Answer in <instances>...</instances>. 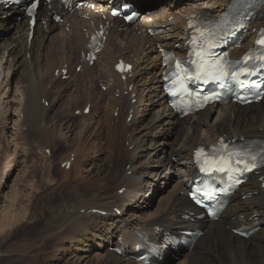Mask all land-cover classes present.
<instances>
[{
    "label": "bare ground",
    "instance_id": "bare-ground-1",
    "mask_svg": "<svg viewBox=\"0 0 264 264\" xmlns=\"http://www.w3.org/2000/svg\"><path fill=\"white\" fill-rule=\"evenodd\" d=\"M78 1L80 0H70V4L74 7ZM116 1L118 0H94V10L82 7L81 12L74 15L56 2L43 6L39 10V23L32 42L28 40L29 20L25 12L15 5L8 9L0 6V127L4 128V132L5 129L18 130L19 134L22 132L19 138L24 136L22 139L26 138L31 144H36L43 155L47 149H51L50 156H53L55 151H60L65 146L56 131L62 119L63 112L59 111V104L64 100V94L70 89V100L86 99L83 108H74L71 113L84 111L90 104L89 101L94 100L92 68L82 60V54L86 53L88 45L84 30H92L93 24L97 28L104 24L103 17H108L106 10ZM131 1L141 11H148V16L133 26H125L119 20H113L105 48L97 61L100 64L98 68L101 83L108 87V91L107 94H102L103 97L100 96V100L93 101L94 109L98 113L110 111L108 117L118 111V116L110 117L109 126L106 127L107 137L113 135L111 141L106 143L108 154L91 158L84 151L86 148L76 146L75 143L71 144L72 152H66L69 156L65 157L63 154L65 160L62 158L61 164L71 161V154H74L70 172L83 160L90 162L92 166L85 174L78 172L80 175L74 177L77 181L72 186L75 201L52 205L53 203L31 199L30 197L34 198L31 196L32 192L29 195L26 193L30 196L26 200L27 198H21L22 195L17 192L18 184L14 181L16 186L13 187L18 190L12 189L13 191L7 193L5 206L0 208V235L6 236L5 241L10 242L12 230L19 225H32L40 220H44L45 224L34 235L25 236L24 242L4 251L0 250V264H48L56 254L59 255L62 250L69 252L70 249L77 258H72L68 263L65 261L67 264H141L133 257L137 255V249L142 242H151L157 247L159 256L165 257L163 264H264V226L249 240L233 233L234 228L264 222V192L257 177H252L241 188L219 221L206 222L193 219V216L186 218L190 212L199 213L188 200L186 189L187 181L194 175L196 153L199 150L204 152L221 138H264V99L260 104L244 108L235 104L211 107L195 116L181 119L168 107L163 90L165 68L159 48H174L177 43L183 45L184 26L191 15L213 12L219 14L233 0H187L185 3L177 0V10L174 9V0L170 3L166 0ZM53 12L62 14L64 24L56 23L52 19ZM85 16L90 19H84ZM67 26L70 28L69 32L66 31ZM253 27L257 32L264 27V6L256 10ZM151 28L161 32L152 35L147 31ZM121 29L125 31L122 32ZM257 32L247 35L243 48L236 52L238 55L245 51L247 45L252 44ZM51 46H55L54 49H49ZM119 59L134 66L132 75L125 81L114 70ZM65 65L70 78L62 81ZM79 65H82V71L77 73L76 68ZM5 73L7 75L3 78ZM11 73L13 78L19 77L18 80L23 83L20 88L17 86L14 90L12 81L8 84ZM10 91L11 95L8 94ZM106 95L108 97L104 98ZM145 96L149 97L148 104H151L148 114H143L141 110ZM133 100L136 102L133 103ZM66 115H69L68 111ZM93 115H83L86 124L82 134L93 130L95 123L97 127L94 128V133L99 128L100 121L90 120ZM141 117L144 120L139 123ZM47 125H50L51 130ZM24 127L25 130L27 128L25 133L22 131ZM68 130L71 131V128ZM82 134L79 133V139L83 138ZM122 143V148L117 152V145ZM18 148L19 145L16 149L20 152L22 148ZM17 154L15 155L18 156ZM48 157L46 154V159L43 158L47 161ZM121 159L125 165L122 163L124 167L115 172ZM36 162L38 161L33 163ZM43 168L41 171L45 169ZM44 171L48 173L47 169ZM63 173L67 178L69 173L65 169ZM21 177H17L19 181L23 180ZM41 177L43 180V176ZM45 178L49 180V177ZM50 179L53 180L51 177ZM121 190L124 191L120 193ZM41 192L39 191L40 195ZM148 192L152 193V203H149L150 199H146ZM249 194L252 196L248 197ZM155 202L156 206L153 205ZM115 209L121 212L120 215ZM96 210L105 212V215L95 213ZM39 212L45 213L39 215ZM186 228H200L204 234L192 251L174 250L173 258H170L168 253L162 251L170 243L169 235L182 237L180 232ZM111 246L120 248L122 255L109 252Z\"/></svg>",
    "mask_w": 264,
    "mask_h": 264
},
{
    "label": "rangeland",
    "instance_id": "rangeland-1",
    "mask_svg": "<svg viewBox=\"0 0 264 264\" xmlns=\"http://www.w3.org/2000/svg\"><path fill=\"white\" fill-rule=\"evenodd\" d=\"M140 33L139 34H141V31H139ZM54 47L55 46H51V47H49V49H54ZM40 55H41V53H39ZM99 65H97V66H94V67H92V82H93V88H94V94L92 95L93 97H94V100H91V101H89V103H90V105L92 106V110H91V112H90V114L89 115H91V114H94L93 116V118L92 119H90V120H92V121H94V122H101L100 123V125H99V128L95 131V133H94V128L96 129V127H97V124L95 123L94 124V126H93V130H91L90 132H88L87 134H82L83 133V130H84V124H86L84 121H85V119L83 118V114H81V115H79V114H77V111L75 112V113H71V111H74L76 108H83V106H84V104H85V102H86V99L85 98H74V101H76L75 103H74V101H73V99H71L70 100V98H71V95H72V90H70V89H68V91H67V93H65L64 95H65V98H64V100H62L61 102H60V104L59 105H61L60 106V108H59V111H62L63 113H61V118L62 119H60V122L58 123V127L56 128V131L59 133V136H61L60 138V141L62 142L63 141V144L62 145H65V146H62V149L60 150V151H55L54 152V154H53V156H50V155H48L49 157H48V159H47V161L45 160L46 158H45V155H46V153H45V155H43V152H41L42 150H39V148H38V146L36 145V144H34V143H32L31 144V142H29V140L28 139H22V137L24 138V136H21V138H19V136L21 135V133L19 134V131L18 130H15V131H13V130H6L5 129V132H4V128H1L0 127V208H3V206H5V204H4V202H5V200H6V196L11 192V191H13L12 189H15V187H13V185H15L16 186V184L14 183V181H16V183L18 184L17 185V188L19 189H15V190H18L17 192L19 193V195L21 196V198L23 197L24 199H26V200H29L28 199V197H30V196H28L29 195V192H32L31 194V196H33L34 198H32V197H30L31 199H34V200H39V201H41V202H46V203H50V204H52V205H61L62 203H64V202H69V200L70 201H75V195H74V192H73V187L72 186H75L76 185V183H77V181L74 179V177H76V176H78V175H80L78 172H80L81 173V175H83V174H85V172H87L89 169H90V167H92V166H90L91 164H90V162H86L85 160H83V161H81V162H78L77 163V166H79L80 167V170H77V169H79L77 166L75 167V168H73V170L70 172V170H65V171H67L69 174L67 175V178H66V175L63 173V171H64V169H63V167H62V164H61V162H62V158L65 156V157H67V156H69L68 154L70 153V152H72V151H70V150H72V145L71 144H76V146L77 145H79V146H82L85 150V152L86 153H89V156L91 157V158H99L101 155L103 156L105 153L106 154H108V149H107V145H106V143H108V142H110L111 141V138L113 137V135L111 136V137H107V126H109L108 125V121H109V119H110V117H113V118H116L117 116H118V111L116 112V113H114V115L113 116H111L110 115V117H108L109 116V114H111V112L110 111H108V112H106V110H104L103 112H101L100 113V111H99V113L98 112H96L95 111V109H94V102L93 101H96V100H100V96H102V94H107V88L103 85V83H101V76H100V70H99ZM7 74L5 73L4 74V77L3 78H5V76H6ZM11 76L8 78V81H9V83L8 84H11V81H12V87H13V89L15 90V88L17 87V88H20L21 86H20V84L22 85L23 83H21V80H18L19 79V77H14L13 78V73H11L10 74ZM20 79H22V78H20ZM18 80V81H17ZM20 81V82H19ZM101 84H100V83ZM19 83V84H18ZM105 89V90H104ZM8 92H9V90H7ZM7 92V93H8ZM8 94H10L11 95V91H10V93H8ZM128 95V94H127ZM104 96V95H103ZM102 96V97H103ZM7 97H9V95L7 96ZM11 97V96H10ZM84 97V96H83ZM108 96L106 95L104 98H107ZM148 96H145V98H144V102L142 103V105H141V110H142V113L144 114V113H146V114H148V113H150V105L151 104H148ZM77 99V100H76ZM80 100V101H79ZM106 100V99H105ZM81 103V104H80ZM150 103V102H149ZM76 105V106H75ZM68 106V107H67ZM78 106V107H77ZM69 108V109H68ZM73 108V109H72ZM75 108V109H74ZM64 109V110H63ZM72 109V110H71ZM67 111H68V114L69 115H66L67 114ZM70 111V112H69ZM147 111V112H146ZM65 112V113H64ZM95 112L97 113V114H95ZM83 113V112H82ZM107 113V114H106ZM76 114V115H75ZM107 115V116H105V115ZM66 115V116H65ZM75 116V118H74V116ZM10 116V115H9ZM72 116V117H71ZM104 116V117H103ZM115 116V117H114ZM146 116V115H145ZM144 116V117H145ZM86 117H87V115H86ZM99 117H100V119H99ZM101 117H103V118H101ZM144 117H141V119H139V123H141L143 120H144ZM11 118V117H10ZM102 119V120H101ZM107 119V120H106ZM65 120L67 121V122H65ZM130 121V120H129ZM65 122V123H64ZM105 122V123H104ZM1 124V123H0ZM114 124V123H113ZM73 125H75L74 127H73ZM47 127L51 130V128H50V125H47ZM60 127V128H59ZM64 127V128H63ZM71 128V131H69L68 129H70ZM55 129V128H54ZM3 130V131H2ZM60 130H61V132H60ZM99 130V131H98ZM101 130V131H100ZM22 131L25 133V131L27 132V128H26V130H25V127L22 129ZM16 132H18V133H16ZM63 132V133H62ZM68 132V133H67ZM79 133H81L82 135H84V136H82L83 138H80L79 139ZM90 133V134H89ZM94 135H93V134ZM62 134V135H61ZM92 134V135H91ZM99 136H98V135ZM104 134V135H103ZM15 135V136H14ZM70 135V136H69ZM87 135V136H86ZM102 136H103V138H102ZM105 136V137H104ZM126 137H129V136H126ZM63 138V139H62ZM86 138H88V140H85ZM91 138V139H90ZM95 138V139H94ZM10 139V140H9ZM73 139V140H72ZM79 141H78V140ZM84 139V140H83ZM91 141H90V140ZM71 140H72V142L73 143H71ZM5 141V142H4ZM15 141V143H13V142ZM117 141H118V139H117ZM10 142H12V144L10 143ZM24 142H26V143H24ZM66 142V143H65ZM85 142V143H84ZM8 143H10V144H8ZM65 143V144H64ZM70 143V144H69ZM83 143V144H82ZM101 143V144H100ZM27 144V145H26ZM32 146H31V145ZM82 144V145H81ZM86 144V145H85ZM16 145V147H17V145H19V148H18V150L20 149V148H22L21 150H20V152L19 151H17V149H16V147H13V146H15ZM25 145V146H24ZM68 145H70V146H68ZM88 145V146H87ZM28 146V147H27ZM93 146V147H92ZM95 146V147H94ZM122 146H123V143L122 144H118L117 145V152H119L120 151V149L122 148ZM7 147V148H6ZM26 147H27V149H26ZM93 149H92V148ZM31 148V149H30ZM36 148V149H35ZM99 148H102V149H100L99 150ZM24 149V150H23ZM69 149V150H68ZM14 150H16V152L14 151ZM27 150V151H26ZM30 150H31V152H30ZM36 150V151H35ZM51 150V149H50ZM89 150V151H88ZM13 151H14V153H13ZM22 151V152H21ZM23 151H25V152H23ZM101 151V152H100ZM17 152L19 153V154H17ZM37 154H35V153ZM39 152H41V153H39ZM68 154H67V153ZM104 152V153H103ZM26 153V154H25ZM35 155H34V154ZM66 153V154H65ZM98 155H97V154ZM101 153V154H100ZM13 155V156H10V155ZM15 154H17L18 156H16ZM63 154H64V156H63ZM92 154V155H91ZM100 154V155H99ZM22 155H23V157H22ZM59 155V156H58ZM5 156V157H4ZM11 158H10V157ZM26 156V157H25ZM34 156H36V157H34ZM38 156H40L42 159H40ZM56 158H55V157ZM20 157V158H19ZM34 157V158H33ZM45 159H44V158ZM51 157V158H50ZM59 157V158H58ZM72 157H74V154H71V157L70 158H72ZM16 158V159H15ZM26 160H25V159ZM19 159V160H18ZM52 159V160H51ZM33 160V161H32ZM44 160H45V162H48V163H45L44 162ZM50 160H51V162H50ZM54 160H55V163H54ZM63 160H65V158H63ZM13 161V162H12ZM17 163H16V162ZM27 161V162H26ZM30 161V162H29ZM34 161H38V162H36V163H33ZM58 161V162H57ZM95 161V160H94ZM10 162L12 163V164H10ZM21 162V163H20ZM43 162V163H42ZM50 162V163H49ZM60 162V163H59ZM85 162V163H84ZM45 163V164H44ZM80 163V164H79ZM82 163V164H81ZM125 165V163H124V160L123 159H121L120 160V162H119V165H117L116 166V169H115V172L117 171V170H119V168H121V167H124V165ZM9 164V165H8ZM38 164H39V167H38ZM48 164V165H47ZM50 164V165H49ZM54 164V165H53ZM122 164V165H121ZM12 165V166H11ZM38 168V169H36V167ZM44 165V166H43ZM48 166V168L46 167V166ZM84 165V166H83ZM41 166V167H40ZM55 168H54V167ZM58 166V167H57ZM112 166V164L110 165V167ZM27 167H29V168H31V169H29V168H27ZM35 167V168H34ZM45 169H44V168ZM52 167V168H51ZM62 167V168H61ZM83 167H84V169H83ZM89 167V168H88ZM24 168V169H23ZM42 168L44 169V170H48V173H46V171H41L42 170ZM7 169V170H6ZM26 169V170H25ZM34 171H33V170ZM40 169V170H39ZM52 169V170H51ZM62 169H63V171H62ZM82 169V170H81ZM87 169V170H86ZM25 170V171H24ZM30 170V171H29ZM37 170V171H36ZM19 171H23L22 173H20ZM39 171V173H45V174H39V173H37ZM51 171V172H50ZM76 171V172H75ZM7 172H8V174H7ZM27 174V176H26V174ZM37 174H36V173ZM61 172V173H60ZM49 173H51L52 174V176H51V174L49 175ZM75 173V174H74ZM7 174V175H6ZM22 174H24L27 178H25V176H23ZM32 174V175H31ZM34 174H36L35 175V178H34ZM22 177H21V176ZM38 175H39V178H38ZM44 175H45V177H49V180H48V178H45L44 177ZM70 175V176H69ZM3 176H5V177H3ZM41 176H43V180H42V177ZM64 178H63V177ZM68 176H69V178H68ZM20 179V177H21V179L23 178V180L20 182L19 181V179ZM50 177L54 180H51L50 179ZM56 177V178H55ZM58 177V178H57ZM16 178H17V180H16ZM24 178H25V180H24ZM32 178V179H31ZM33 179H35V180H33ZM56 179V180H55ZM68 179V180H67ZM74 179V180H73ZM40 180V181H39ZM48 180V181H47ZM61 180V181H60ZM66 180V181H65ZM71 180H72V182L73 183H71ZM3 181V182H2ZM46 181V182H45ZM56 181H58V182H56ZM2 182V183H1ZM21 184H20V183ZM33 182H35V184L33 183ZM50 182H52V184L50 183ZM70 184H69V183ZM76 182V183H75ZM50 183V184H49ZM65 183V185H63V184ZM75 183V184H74ZM28 184H30L31 186H29V187H27V185ZM34 184V185H33ZM60 184V185H59ZM2 185V186H1ZM25 185V186H24ZM38 185H40V186H42V187H40V186H38ZM45 185H48V187L47 186H45ZM57 185V186H56ZM67 185H69V186H67ZM12 188H11V187ZM38 186V187H37ZM51 186V187H50ZM61 186V187H60ZM9 187V188H8ZM23 187V188H22ZM25 187H27V191L25 190H23ZM40 187V188H39ZM55 189H54V188ZM57 187V188H56ZM66 187V188H65ZM34 188V189H33ZM51 188V189H50ZM21 189V190H20ZM43 189V190H42ZM49 189V190H48ZM63 189V190H62ZM170 189H171V187H170ZM14 190V191H15ZM41 190H42V192H41ZM53 190V191H52ZM59 190V191H58ZM67 190V191H66ZM38 191V192H37ZM39 191L41 192V195H40V193H39ZM69 191V192H68ZM2 192V193H1ZM22 192H23V194H22ZM36 192V193H35ZM67 192V195L65 194ZM8 193V194H7ZM24 193L26 194V193H28V195L26 194L25 196H23L24 195ZM52 193H54V194H52ZM59 193V194H58ZM121 193V192H120ZM34 194L36 195V196H34ZM49 194V195H48ZM63 194H64V196H63ZM147 195H146V199H150L149 201V203H152L151 202V200H152V193L150 194L149 192L148 193H146ZM50 195H53V196H50ZM60 195H62V196H60ZM69 195V196H68ZM28 196V197H27ZM40 196H42V197H40ZM56 196V197H55ZM58 196H59V198H58ZM6 197V198H5ZM37 197V198H36ZM50 197V198H49ZM55 197V198H54ZM67 198V200H65L66 198ZM36 198V199H35ZM39 198V199H38ZM47 198V199H46ZM51 199V200H49V199ZM54 198V199H53ZM62 199V200H61ZM45 200V201H44ZM53 200V201H52ZM56 200V201H55ZM60 200V201H59ZM49 201V202H48ZM59 201V202H58ZM63 201V202H62ZM57 203V204H56ZM153 205H157V202H155ZM41 212H39L38 214L39 215H43L45 212H42L41 214H40ZM45 221L44 220H40V221H38V223L37 222H35L34 224H32V225H29V224H26V223H24V224H22V225H19L18 227H16L15 229H13L12 230V232H11V240L9 239V241L11 242H8V240L7 241H5V239H7V237L6 236H4V235H0V250H2V251H4L5 249H10V248H12V246L13 247H15V246H17V244H20L22 241L24 242L26 239V237L25 236H27L28 234H33L34 235V233H36V232H38L39 230H37V229H42L41 227V225H43L44 226V223ZM44 223V224H43ZM35 225V226H34ZM37 225V226H36ZM28 226V227H27ZM32 226V227H31ZM23 228V229H22ZM4 236V237H3ZM13 236V237H12ZM2 237H3V239H2ZM24 238V239H23ZM15 239H16V241H15ZM19 241H18V240ZM3 240V241H2ZM13 241V242H12ZM5 242V243H4ZM15 242H17V243H15ZM19 242V243H18ZM4 243V244H3ZM12 244V245H11ZM8 247V248H7ZM66 249V248H65ZM68 249H70V248H68ZM72 251V249H70L69 250V252L68 251H64V250H62V252H59L58 254L59 255H55V257H54V255L52 256V257H54V258H57V259H54V258H52L51 256V258L54 260V261H52V259L51 260H49V262H48V264H65L66 262L68 263L69 261H71V259L72 258H77V255H75V253L73 252H71ZM64 252V253H63ZM66 252V253H65ZM72 254H74V255H72ZM62 258H64V259H62ZM62 259V260H61ZM64 260V261H63ZM51 261V262H50ZM66 261V262H65ZM65 262V263H64ZM66 263V264H67Z\"/></svg>",
    "mask_w": 264,
    "mask_h": 264
},
{
    "label": "snow or ice",
    "instance_id": "snow-or-ice-1",
    "mask_svg": "<svg viewBox=\"0 0 264 264\" xmlns=\"http://www.w3.org/2000/svg\"><path fill=\"white\" fill-rule=\"evenodd\" d=\"M35 7H36V4L34 3L33 5H32V9H35ZM32 9H30L29 10V15H32ZM114 15H116L117 13H113ZM129 19H130V17H129ZM189 27L190 28H193V27H195L193 24H189ZM198 33H199V36L200 37H203L204 36V32L201 30V29H199V28H196L195 29ZM197 38L196 37H194V41L193 42H195V40H196ZM257 43H259L260 45H264V37H262ZM195 55L197 56V57H200V59L201 60H203V55H202V52H196L195 53ZM245 59H250V57H246ZM259 59H262V60H264V56H261V57H259ZM193 63H196V61H193ZM200 66L198 65V68H199ZM177 69H178V71H177V73H176V79L173 81V83L175 84V85H178L181 89H183V87H184V80L187 78L186 77V75L185 76H182L181 75V72H183L184 70L181 68V66L179 65V64H177ZM121 70H123L122 68H121ZM203 70L201 69V72H202ZM207 73H204V75H206ZM225 75H227V73L225 72L224 73ZM233 75H235V74H233ZM197 78H201L199 75H198V77ZM225 148H226V146H225ZM196 155H197V157H201V156H203V150H199L197 153H196ZM232 156H236V157H239L240 156V153H231L230 155H229V158L227 159V160H225L224 158H220V159H213V160H207V159H205V164L206 165H208V168H206V169H202V170H204V171H207V170H209L210 168H213V167H215L216 168V170H218V171H229V170H231V163H232V160H231V157ZM254 159V158H253ZM235 163H237V164H244L245 165V170H250V166H249V164L246 162V161H244V160H242V159H237L236 161H235ZM255 165L253 164V165H251V167H254ZM193 200H195L196 201V203H201V201L199 200V199H197V197H196V195L195 194H193Z\"/></svg>",
    "mask_w": 264,
    "mask_h": 264
}]
</instances>
